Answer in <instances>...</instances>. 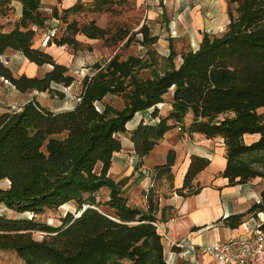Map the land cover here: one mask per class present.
I'll return each mask as SVG.
<instances>
[{"label":"trees","instance_id":"trees-1","mask_svg":"<svg viewBox=\"0 0 264 264\" xmlns=\"http://www.w3.org/2000/svg\"><path fill=\"white\" fill-rule=\"evenodd\" d=\"M12 1L0 0V10ZM18 1V20L8 31L0 28V56L11 49L30 63L50 68L41 76L14 75L0 62V77L20 92L63 98L54 85L69 86L74 76L33 43L36 30L47 26L42 0ZM82 9L75 2L62 15L55 8L52 13L60 18ZM227 14L225 30L220 35L203 32L198 48L184 52L179 65L173 63L169 40L168 67L156 69L157 52L151 45L157 37L141 25L145 54L94 62L71 108L55 111L31 98L19 109L0 112V181H7L0 186V250L14 251L25 264H168L153 224L158 210L153 187L144 192L142 209L124 196L125 179L109 176L112 156L122 149L120 134H129L139 163L174 127L207 139L219 137L226 159L220 175L228 185L264 179V0H227ZM79 33L96 39L105 30L93 20L81 25L72 20L60 37L51 36L46 44L78 48ZM130 38L121 29L109 37L112 42L126 39V45ZM168 92L171 97L165 101ZM109 95L121 96L123 106L104 102ZM159 104L167 105L166 115L160 114ZM136 114L137 124L127 129ZM246 134L258 138L246 141ZM174 162L175 152L169 149L165 162L153 166L152 179L170 177ZM209 163L207 157L190 155L176 193L197 192L200 188H193L192 181ZM102 188L108 190L105 200L98 199ZM66 203L73 204L74 212L61 216L59 225L36 220L35 215ZM1 206L15 215L2 213ZM263 211L264 185L257 202L245 212L222 217L223 224L234 229L246 215L257 217ZM24 212L32 215L18 216ZM259 228L264 231V221ZM35 232L42 233L40 239Z\"/></svg>","mask_w":264,"mask_h":264},{"label":"crops","instance_id":"crops-1","mask_svg":"<svg viewBox=\"0 0 264 264\" xmlns=\"http://www.w3.org/2000/svg\"><path fill=\"white\" fill-rule=\"evenodd\" d=\"M173 1H175L174 6L170 9L179 11L180 28L191 25L196 33H199V31L211 33L217 30L222 31L223 27L224 29L226 28L229 21L227 14V0ZM185 4H188L187 9H184ZM8 8L10 9L3 10L6 14L4 16H0V26L8 24L10 28L6 29L5 27H1L3 31L10 30L13 27L14 22L18 20L21 12V4L18 0H13L9 4ZM13 11L15 12V15L13 14V17L15 18L11 23H8L12 19L11 12ZM200 40H197L198 45ZM197 48H194L193 50H196ZM7 51L20 54L18 51L11 49H7L4 54ZM3 55L0 56V62L5 64L6 61L2 60ZM43 67L44 65L37 66L25 59L23 62V68L18 74L24 72L27 75H33ZM0 81H2L1 77ZM10 88L5 83L2 85L0 84V112L7 109L13 110L12 108L14 107L12 104H17V108L15 109H19L23 103L31 98L38 101V99L34 97L37 93H39L38 91L33 90L32 95H29V92H20L12 86V89L15 91L12 93V96L17 98V101H13L15 102L13 103L11 102V93L6 92L9 91ZM8 105H11V108L8 107ZM137 122L138 120L135 121L133 118L127 122L126 128H133ZM173 129L168 130L160 142L150 151L149 155H147H153L156 157V154L161 153L164 157H166L168 149H173L175 151L176 158L173 166L171 167L172 177L170 176V179L163 177L165 176L163 175L161 178L157 179L159 180L157 184L155 186L153 185V181L155 180L152 179L151 172L153 171L150 168L147 169V167L140 165L138 162L136 155H134L133 146L129 140L128 133L124 135H127L126 138L128 139L129 144L127 145L123 142V140H121L122 149L113 154L111 167L116 156L119 157L122 154H126V161L120 168V175L116 177V181L120 179H125L126 181L128 179L129 184L132 181H135L137 171L142 173L147 171V174L149 173L148 176H142L138 187L141 189L140 191L144 192L149 187H153L158 201L156 222L159 230H157V232L159 233V231H162L166 233L169 240L180 242L182 245L168 246L161 238L163 256L165 260H167L168 264H217V261L211 255L202 252V245L235 237L243 232L242 223L253 226L254 222L261 221L264 218V216H262V218H255L251 215H246L244 218L249 219L243 221L239 227L234 229L225 226L222 220L223 215L245 212L253 202H257L259 200V192L262 187L260 184L261 180L259 177H256L242 184H227V179L220 175V172L225 166L226 159L224 157L225 148L222 143V139L219 137L212 138H218L221 140L218 147L209 146L206 148L203 144L204 140L207 141L211 139H206L201 133H185L186 137H182L183 144L181 146V153L179 152L177 145L172 146V144L170 147L165 146L164 144L165 148H168L166 149V153L165 151L164 153L154 152V149H156L160 143H166L171 133L174 132ZM122 135L123 134H120L119 136L121 137ZM246 137H249V141H251L253 139H257L258 134H246L244 136L245 140ZM192 154L207 157L210 160V163L205 169L200 171L192 181L193 188L199 187L200 189L193 194L179 195L176 193L175 189L182 185L183 177L189 164L190 155ZM216 156L219 157V160L217 158L218 161H216L218 166H213ZM128 159L132 164H129ZM118 160H120V158H118ZM154 160L155 163H151V165L148 166L162 164L165 162V160L159 162L156 161V159ZM143 161L145 162L144 158ZM135 164H137L136 167L134 166ZM110 169L109 174L111 173ZM124 185L123 194L127 197L128 203L145 209L146 197L144 192L143 194L142 192L137 193L136 186V189L129 193L130 188L125 190L127 184L125 183ZM5 186H7V184ZM1 211L8 216L15 215L13 211L5 208L4 206H1ZM15 255L17 254L12 252V250H0V264H23Z\"/></svg>","mask_w":264,"mask_h":264},{"label":"rangeland","instance_id":"rangeland-1","mask_svg":"<svg viewBox=\"0 0 264 264\" xmlns=\"http://www.w3.org/2000/svg\"><path fill=\"white\" fill-rule=\"evenodd\" d=\"M78 2L82 5L83 9L76 13H69L60 18L53 17V8H55L59 15H62L61 10L63 8H67ZM175 1L173 0H43L41 4V12L48 17L45 28H38L36 30L35 37L33 39V43L35 47H40L45 51L51 53L54 59L66 65L68 67V72L74 76L75 81L73 84L69 86L63 85H54L55 88L62 91L64 93L63 98H59L57 96L50 97L47 92H39L36 94V97L39 103L43 106H46L52 110L58 111L63 109L71 108L77 101V96L80 92V81L84 74L91 73L92 68L91 65L96 61H104L112 58L113 56H118L120 59H124L129 55L135 56H143L146 52V47L141 43L142 34L139 32V28L141 25H146L149 29V32L152 36H156L157 40L151 45V48H154L157 52V64L156 69L159 71H163L168 67V62L166 60L169 55L168 42L171 41L172 50L174 51L173 63L175 65H179L182 61L181 55L188 51L197 48L198 41L201 38L203 32L199 31L196 33L195 30L188 25L187 27H179V11L170 9L174 6ZM166 6V8H165ZM188 4H185L184 9H187ZM8 8L7 10H9ZM6 10V9H5ZM6 13L3 10H0V16H4ZM11 23L15 18V12H11ZM189 17V16H188ZM76 21L79 25L88 23L93 20L96 25L103 28L105 30V35L102 38L96 39H88L82 34H77L75 37L79 43L78 48H73L67 45L56 46L55 44L47 45V40L51 36L60 37L64 32L66 27V22ZM1 27H5L9 29L10 26L8 24L2 25ZM118 29L127 31V36L131 35L132 40L128 41V44H124L126 39L119 40L117 42L110 41L109 37L116 33ZM224 27L222 31L217 30L215 32H208L211 35H220L224 31ZM133 34V35H132ZM130 38V39H131ZM199 38V39H198ZM2 60L6 61L5 65L9 66L14 75H17L19 71L23 68V62L25 58L17 53H13L11 51H7L3 56ZM50 66L44 65V67L33 75L41 76L45 70H48ZM142 74L144 76L149 74V71H143ZM2 80V79H1ZM0 84H4L3 81H0ZM10 88L9 91L11 93V102L17 101V98L12 96V93L15 92L12 89V85L7 84ZM32 95V91H27ZM171 97V93L168 92L165 95V101H168ZM104 102H109L117 108H121L124 104V101L121 96L109 95L104 98ZM15 103V102H13ZM15 109L17 108V104H12ZM159 106V105H158ZM11 108V105H8ZM160 114L166 115L168 111V107L165 104L159 106ZM140 114L134 116V120H138ZM189 121V117L185 118V122ZM173 129V128H172ZM174 132L171 133L166 143H160L154 152H162L166 153L165 146H169L172 144L177 145L179 152H182V137H186L185 133L181 130L180 127H174ZM188 134V133H187ZM127 135H122L120 138L123 140L125 144H129ZM207 139V138H206ZM179 140V141H177ZM250 138L246 137V141H249ZM181 141V142H180ZM221 143L220 139H211L204 140V146L209 147H218ZM165 144V146H164ZM169 150V149H168ZM168 152V151H167ZM175 152V151H174ZM135 155V154H134ZM119 156V155H118ZM137 157V156H136ZM120 158V160H118ZM127 155L122 154L119 157L114 158L113 165L110 169V174L113 179L116 180V177L120 175V168L124 165L126 161ZM176 158V157H175ZM219 160V157H215L214 165L218 166L216 161ZM138 159V158H137ZM145 162H140V165L144 167L150 168L153 170V166L151 163H155L156 161L166 160V157L161 153L156 154V157L153 155L146 156ZM129 164H132L128 159ZM139 165V164H138ZM135 167L137 164L134 165ZM152 173V172H151ZM147 171L142 173L140 171L136 172L135 181H132L128 184L129 180L127 179L125 183L127 184L125 190L130 188L129 193L133 192L135 187L137 186V193L144 191H140L141 189L138 187L142 176H148ZM171 176V175H170ZM168 179L169 176L165 175ZM172 177V176H171ZM260 178V177H259ZM261 186L264 185V179L260 178ZM159 180H154L153 185L155 186ZM7 184L6 180L0 181V186H5ZM125 186V185H124ZM108 190L106 188H102L98 192V199L105 200L107 198ZM72 211L74 212V206L72 203H66L56 210H45L41 214L35 215L36 220L40 222H46L50 225H59L60 217L63 216L66 212ZM262 218L264 216V211L258 213ZM32 214L29 212H24L18 214V216H27L30 217ZM249 219V218H248ZM244 218L243 220H248ZM42 236L41 232H35V237L40 239ZM14 252V251H12ZM16 254V253H15ZM17 256V255H15ZM17 258H19L17 256ZM19 260L25 264L20 258Z\"/></svg>","mask_w":264,"mask_h":264},{"label":"built area","instance_id":"built-area-1","mask_svg":"<svg viewBox=\"0 0 264 264\" xmlns=\"http://www.w3.org/2000/svg\"><path fill=\"white\" fill-rule=\"evenodd\" d=\"M1 79L5 84H10L8 80L2 77ZM225 216L227 214L223 215ZM262 221L264 218L254 222L253 226L242 223L241 234L226 240L203 244L201 250L211 255L217 264H264V231L259 228ZM153 224L159 230L157 222ZM159 235L168 246H182L180 242L169 240L166 233L162 231H159Z\"/></svg>","mask_w":264,"mask_h":264}]
</instances>
